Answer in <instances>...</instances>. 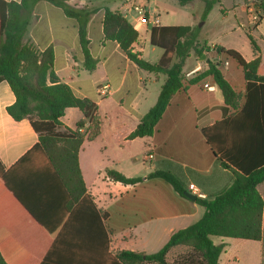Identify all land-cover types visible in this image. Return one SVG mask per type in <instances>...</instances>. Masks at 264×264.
<instances>
[{"label": "crops", "instance_id": "0c3cea01", "mask_svg": "<svg viewBox=\"0 0 264 264\" xmlns=\"http://www.w3.org/2000/svg\"><path fill=\"white\" fill-rule=\"evenodd\" d=\"M5 1L21 3L22 0ZM196 2L203 3L179 5L188 8ZM68 4L77 10L85 7L98 10L86 27L90 53L98 62L95 71L89 72L84 67L78 21L48 2L34 7L24 42L33 44L40 52L53 49L54 71L60 81L68 85L76 97L88 99L97 107L100 135L94 141L86 139L78 159L87 193L97 209L108 216L103 225L110 240L109 253L155 254L174 233L199 222L205 209L196 201L177 194L164 180L148 179L150 174L171 172L184 183L186 192H190L189 186L193 184L204 199L232 184L233 172L221 166L203 133L217 118H224V99L211 78L193 81L209 64L202 63L201 58L197 60L192 53L183 70V87L171 99L153 136L128 139L156 105L167 77L142 70L128 59L116 42L105 40V9L119 11L132 23L139 33L133 52L152 64H158L164 55L163 49L151 45L153 28H194L195 25L188 14L173 13L168 0H73ZM248 4L249 0H232L231 4V11H242L239 27L245 31V45L230 48L204 39L200 41L211 49L219 45L235 50L247 62L259 57L264 76V15L260 12V21L253 22L247 12ZM222 6L223 16L227 18L231 11ZM135 7L145 10L147 24H139ZM249 35L258 51L254 50ZM220 70L233 89L242 95V105L246 92L242 69L235 71L231 63L225 61ZM105 86L109 87V93L102 97L99 90ZM15 102L9 84L1 82L0 162L5 172H10L0 183V247L11 264H43L57 236L64 235L63 228L69 225L67 234L76 237L81 234L82 220L70 219L69 193L47 160L33 155L20 162L39 143V136L28 120L17 122L8 114L7 108ZM83 120L84 113L78 108L67 109L61 118L64 128L72 130ZM89 126L86 120L81 132L88 135ZM148 155L153 158L144 161ZM109 170L127 178H142L143 182L134 186L115 182L108 177ZM263 185L258 190L264 199ZM54 228H59L56 236L51 234ZM222 243L226 247L219 264H237L242 260L244 264H253V261L264 264V236L259 242L232 239ZM184 249L187 254L191 252L188 247H175L168 253L167 262L174 264L181 257L178 254H184ZM55 256L78 257L75 252L74 255L67 253L65 248Z\"/></svg>", "mask_w": 264, "mask_h": 264}, {"label": "trees", "instance_id": "16d2710c", "mask_svg": "<svg viewBox=\"0 0 264 264\" xmlns=\"http://www.w3.org/2000/svg\"><path fill=\"white\" fill-rule=\"evenodd\" d=\"M71 1L22 0L17 3L0 0V83L6 81L16 97V102L7 108V112L17 122L28 120L39 136V143L20 162L33 155L47 160L69 193L70 219L78 217L82 220L81 234L76 237L67 234L69 225L63 228L64 235L57 236L43 264H169L166 257L178 246L188 247L191 252L177 258L174 264H219L226 245H216L212 238L261 241L264 236V199L258 190L264 183V76L260 69L261 59L258 57L247 62L239 52L216 45L212 49L206 48L207 52L213 51L218 56L236 61L243 71L246 81L244 103L240 105L242 95L226 80L220 70V62L209 60L206 71L193 81L211 78L224 99V118H217L203 133L221 166L233 172L232 184L213 197H198L197 204L205 209L202 219L174 233L159 252L151 255L130 251L116 255L109 253L110 240L103 225L108 216L97 209L87 193L78 159L86 139L94 141L100 135L101 121L96 114L97 107L88 99L76 97L71 88L60 81L54 71L53 49L40 52L33 44L24 42L34 7L40 2H48L61 8L67 17L78 21L84 67L89 72L95 71L98 62L90 53L86 27L98 10L87 7L77 10L68 4ZM178 1L181 6L203 2V19L208 17L215 4V0ZM262 10L264 12V2ZM103 31L105 40L116 42L139 68L167 77L156 105L128 139L151 137L171 99L183 87L186 61L192 53L203 55L196 29L153 28L151 45L164 50L158 64H152L133 52L139 33L119 11L105 9ZM248 37L254 50L258 51L253 38ZM69 108H78L85 116L76 130L64 128L61 122ZM86 120L90 122L88 135L81 132ZM9 172H5L0 162V183L6 180ZM107 175L124 185L134 186L143 182L142 178H127L115 170H109ZM148 179L164 180L185 198L184 183L173 173L157 171ZM58 229H52L51 234L56 236ZM64 248L67 253L74 255L75 252L78 257L63 259L55 256L60 255ZM0 264H11L1 247Z\"/></svg>", "mask_w": 264, "mask_h": 264}, {"label": "rangeland", "instance_id": "374dc122", "mask_svg": "<svg viewBox=\"0 0 264 264\" xmlns=\"http://www.w3.org/2000/svg\"><path fill=\"white\" fill-rule=\"evenodd\" d=\"M256 2H257V6H256L257 11H259V14L261 12L264 15V12L262 10V3L264 2V0H256ZM168 3L173 13L175 11L176 12L178 11V13L188 14L189 18H191V20L195 25L194 28L196 29V32L199 37L198 44L201 47V51L203 52V55L205 54L208 60L216 63L220 62L221 66H223L225 61H229L231 63L232 68H234L235 71L237 68H240L237 62L232 59L223 56L220 57L216 55L215 52L213 51L207 52L206 48H211V47H208L205 42L200 41V39H204L209 42L218 43L230 48L237 46L242 47L243 45H245L246 42L245 31L240 29L239 27L243 14L240 9L235 10V12L231 11L232 0H225V3H222L221 0L220 1L215 0V4L206 19H203V14L205 11L204 3L196 2L194 5L188 8H182L179 5L178 0H168ZM222 5H224V7L228 11H231L227 18H224L223 16ZM245 16L246 18H248L247 14ZM260 19H261V15H259V21ZM195 58L198 60L201 58V56L199 54H195ZM202 63H205V61H202ZM262 188H264V185ZM212 240L216 245L223 244L222 241H226V242L232 241V239H220L217 237H214ZM182 252L184 254H178V256L180 255L184 256L185 254H187L188 251L184 249L182 250ZM244 257L245 256L241 257V259H244ZM244 263L245 261L242 260L237 264H244ZM253 264H255L254 261Z\"/></svg>", "mask_w": 264, "mask_h": 264}, {"label": "built area", "instance_id": "2783aa9c", "mask_svg": "<svg viewBox=\"0 0 264 264\" xmlns=\"http://www.w3.org/2000/svg\"><path fill=\"white\" fill-rule=\"evenodd\" d=\"M257 2L256 0H249V4H248V7H247V12L249 14V16L251 17V19L253 20V22H258L259 21V13L257 11ZM135 12H137V14L139 15V24H147V20H146V13H145V10L143 8H140V7H135ZM205 88L207 89H212L210 88L209 85H205ZM109 93V87L108 86H105V87H102L100 88L99 90V95L102 96V97H105L107 96ZM153 157L152 155H148L144 161H149L151 160ZM189 191L190 193L196 195L197 197H202V194L200 192V190L193 184H190L189 186Z\"/></svg>", "mask_w": 264, "mask_h": 264}, {"label": "water", "instance_id": "95a60500", "mask_svg": "<svg viewBox=\"0 0 264 264\" xmlns=\"http://www.w3.org/2000/svg\"><path fill=\"white\" fill-rule=\"evenodd\" d=\"M201 60L205 61L207 64H209V62H210L209 60H206V55L205 54L201 57ZM185 197L190 199V200H192V201H196L197 198H198L196 195H194V194H192L190 192H186L185 193Z\"/></svg>", "mask_w": 264, "mask_h": 264}]
</instances>
